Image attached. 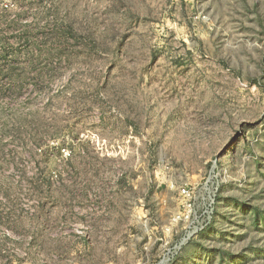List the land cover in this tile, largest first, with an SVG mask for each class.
I'll return each mask as SVG.
<instances>
[{"label":"rangeland","instance_id":"obj_1","mask_svg":"<svg viewBox=\"0 0 264 264\" xmlns=\"http://www.w3.org/2000/svg\"><path fill=\"white\" fill-rule=\"evenodd\" d=\"M0 264H264V0H0Z\"/></svg>","mask_w":264,"mask_h":264},{"label":"built area","instance_id":"obj_2","mask_svg":"<svg viewBox=\"0 0 264 264\" xmlns=\"http://www.w3.org/2000/svg\"><path fill=\"white\" fill-rule=\"evenodd\" d=\"M181 194H182V196H184L186 198V200H189V197H190L189 194L190 193H189V191L187 189H182Z\"/></svg>","mask_w":264,"mask_h":264}]
</instances>
